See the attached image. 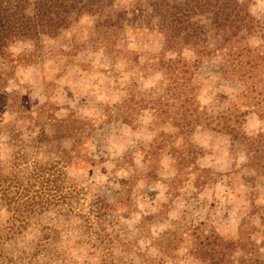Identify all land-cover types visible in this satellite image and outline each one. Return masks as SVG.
Returning a JSON list of instances; mask_svg holds the SVG:
<instances>
[{
	"label": "rangeland",
	"instance_id": "374dc122",
	"mask_svg": "<svg viewBox=\"0 0 264 264\" xmlns=\"http://www.w3.org/2000/svg\"><path fill=\"white\" fill-rule=\"evenodd\" d=\"M134 1L114 0L130 24ZM251 10L264 12V0ZM95 18L83 13L60 35L16 41L0 57V264H179L187 260L185 234L199 223L226 239L250 240L264 260V177L241 167L242 152L232 153L226 134L196 127L197 169L172 182L168 149L182 141L170 119L176 109L153 102L162 87L140 69L162 40L130 32L116 45L132 53L126 60L91 40ZM218 70L204 62L195 72L207 113L241 90ZM64 118L82 121L63 141L76 158L69 164L33 140ZM243 128L252 133L264 120L247 114ZM155 149L159 179L148 181ZM61 207L68 213L58 214ZM169 233L179 240L172 258L154 245Z\"/></svg>",
	"mask_w": 264,
	"mask_h": 264
},
{
	"label": "trees",
	"instance_id": "16d2710c",
	"mask_svg": "<svg viewBox=\"0 0 264 264\" xmlns=\"http://www.w3.org/2000/svg\"><path fill=\"white\" fill-rule=\"evenodd\" d=\"M256 2L135 0L130 7L137 12V19L130 24L127 8L114 0H0V57L16 41L37 42L43 34L60 35L83 13L96 17L91 40L107 46L110 51H115L118 41L136 29L154 33L162 40L161 48L158 52L145 54L140 69L145 75L155 76L154 83L162 87V94L153 102L172 105L176 109L175 116L170 119L182 141L180 146L172 143L168 149L175 170L172 182L197 169L191 165L192 154L197 150L190 142L196 127L226 134L232 153L242 152L241 167L252 171L253 176L264 177V128L252 133L243 128L247 114L264 120V12L253 14L251 6ZM121 45L114 55L122 51V57L130 59L132 53ZM136 58L139 61L140 57ZM204 62L215 63L223 80L241 86L224 110L221 108L215 113H207L198 99L194 76ZM13 95L11 92L6 96ZM75 122L82 121L60 119L52 124L50 134L41 128L33 140L46 153L69 164L76 158L63 141L71 137V125ZM159 155V150L150 152L148 181L159 179ZM202 183L193 182L196 186ZM0 188L3 191V186ZM64 210L68 213L64 207L57 213L63 214ZM141 227L145 229L144 224ZM185 235L189 239L184 254L187 260L179 264H264L257 255L256 244L243 237L226 239L205 228L204 223L193 226ZM178 241L169 233L157 239L154 245L160 253L172 258Z\"/></svg>",
	"mask_w": 264,
	"mask_h": 264
}]
</instances>
